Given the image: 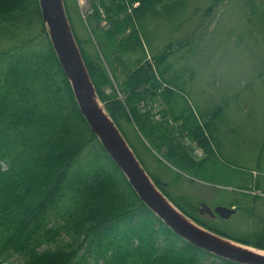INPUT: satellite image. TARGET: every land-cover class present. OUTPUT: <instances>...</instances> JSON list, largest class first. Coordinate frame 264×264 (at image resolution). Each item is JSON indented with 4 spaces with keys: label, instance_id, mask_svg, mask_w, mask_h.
<instances>
[{
    "label": "trees",
    "instance_id": "16d2710c",
    "mask_svg": "<svg viewBox=\"0 0 264 264\" xmlns=\"http://www.w3.org/2000/svg\"><path fill=\"white\" fill-rule=\"evenodd\" d=\"M75 1L64 4L98 97L157 187L200 226L264 250V217L256 209L262 197L247 193L254 183L264 193V183L255 180L247 159L239 163L226 155L225 131L235 134L239 129H221L235 124L226 118L227 100L202 111L184 86L192 68L178 70L170 61L179 49L199 56L197 31L167 43L147 59L146 50H154L147 24L161 17L168 24H183L189 0H101L110 26L97 29V58L89 56L75 30ZM224 1L212 0L201 11L197 29ZM242 1L251 30L264 38V0ZM93 6L92 20L99 23L101 13ZM136 53L141 57L128 67L125 55ZM102 57L112 69L117 64L126 69L119 82L124 101ZM158 98L163 112L155 120ZM128 126L136 130L139 142L130 138ZM138 146L161 164V159L166 162L170 181L149 169ZM197 148L202 158L196 157ZM258 151L256 167L262 168L264 140ZM185 177L237 188L232 193L221 190L218 202L238 205L235 220L244 219L247 229L231 231V219L201 214L204 200L169 189ZM0 264H239L181 238L140 199L82 114L50 41L39 0H0Z\"/></svg>",
    "mask_w": 264,
    "mask_h": 264
},
{
    "label": "rangeland",
    "instance_id": "374dc122",
    "mask_svg": "<svg viewBox=\"0 0 264 264\" xmlns=\"http://www.w3.org/2000/svg\"><path fill=\"white\" fill-rule=\"evenodd\" d=\"M211 1L189 0L188 11L181 20L186 21L183 24L180 22L168 24L162 17L158 20L155 19L154 22L151 20L147 24V28L152 31L153 38L149 37V40L151 39L150 42L153 43L154 50L151 48L146 50L147 59L152 60L153 55L161 51L167 43L197 31V40L200 41L199 44L202 47L199 56L195 53L184 55L185 51L179 49L173 51L170 61L178 70L182 67L185 68V66L192 68L186 72L183 79L185 81L184 86L186 93L190 94L189 98L193 104L198 105L202 111L206 112L207 107H215L223 100L226 103L227 100L225 115L230 123L235 124H225L226 126L223 125L221 129L223 131L232 127L239 129L235 134H229L227 130L225 131L226 144H229V147L226 145V155H230L231 159H235L239 163H244V160L247 159L248 169L254 170L255 180H261L264 183V162L262 168L256 167L259 151L258 153L255 152L264 140V38L251 30L247 22V13L242 11L244 4L242 0H225L214 12L212 18L202 28L197 29L201 20L199 14ZM100 2L101 0H76L74 3L76 8L73 7L72 10L75 30L91 57L97 56L99 48L96 33L101 29L105 31L110 26ZM93 4L98 6L101 13L99 23L94 22L92 18L95 11ZM138 5L139 3H136L135 7ZM197 9H200V12L195 14ZM175 49H177L176 46ZM140 57V53L126 54L124 60L129 63L128 67L133 68L137 62L136 58ZM102 60L111 76L114 88L118 91L119 98L124 101L119 82L125 78L126 69L122 64H117L112 69L104 57ZM106 91L111 93L113 89L108 87ZM157 101L156 105L159 108L154 107L155 116L153 117L155 120H160V114L163 112L162 100L158 98ZM147 106L145 104V108L148 109ZM126 129L130 138H134L135 143L139 142L133 126H128ZM138 148L143 152V158L153 173L166 181L172 179L169 177L171 174H169L168 168L165 167L166 162L161 159L160 155L156 154L164 164H161L152 155L145 153L140 146ZM195 155L197 158H202L203 152L197 148ZM224 175L229 176V173ZM189 180L193 179L185 177L179 184L169 185V189L177 195H185L197 201L204 200L213 208L223 205L238 210V205L220 204L218 202L221 198V190L232 193L238 191L237 188H226L198 180L194 182ZM254 185L252 190L247 193L262 197L257 201L256 209L264 217V193ZM244 192L246 193V191ZM235 197L230 195L232 203H234ZM235 218H237L235 215L230 218V230L233 232L246 230L247 222L244 219L238 222Z\"/></svg>",
    "mask_w": 264,
    "mask_h": 264
},
{
    "label": "water",
    "instance_id": "95a60500",
    "mask_svg": "<svg viewBox=\"0 0 264 264\" xmlns=\"http://www.w3.org/2000/svg\"><path fill=\"white\" fill-rule=\"evenodd\" d=\"M39 3L50 41L71 83L82 114L140 199L173 232L196 247L239 264H264V254L198 225L157 187L98 97L73 33L64 0H39ZM200 212L211 218L219 215L223 219H230L237 209L222 205L213 209L203 202Z\"/></svg>",
    "mask_w": 264,
    "mask_h": 264
},
{
    "label": "bare ground",
    "instance_id": "6f19581e",
    "mask_svg": "<svg viewBox=\"0 0 264 264\" xmlns=\"http://www.w3.org/2000/svg\"><path fill=\"white\" fill-rule=\"evenodd\" d=\"M258 253H262V254H264V251H258V250H256Z\"/></svg>",
    "mask_w": 264,
    "mask_h": 264
}]
</instances>
